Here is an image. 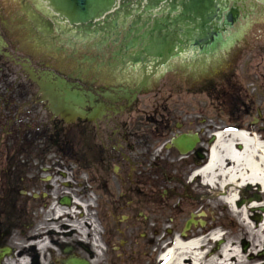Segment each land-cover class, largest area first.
<instances>
[{"label": "flooded vegetation", "instance_id": "af4514ba", "mask_svg": "<svg viewBox=\"0 0 264 264\" xmlns=\"http://www.w3.org/2000/svg\"><path fill=\"white\" fill-rule=\"evenodd\" d=\"M103 42L76 39L44 0H0V264H151L161 226L196 197L190 173L209 139L195 132L192 151L176 149L171 140L192 133L159 92L183 77ZM230 88L238 119L250 97ZM239 198L261 196L246 186Z\"/></svg>", "mask_w": 264, "mask_h": 264}, {"label": "rangeland", "instance_id": "374dc122", "mask_svg": "<svg viewBox=\"0 0 264 264\" xmlns=\"http://www.w3.org/2000/svg\"><path fill=\"white\" fill-rule=\"evenodd\" d=\"M261 4L262 9L264 2ZM261 9L255 10L229 28L223 34L224 38L220 40L219 45L211 46L212 50L208 49L203 56L190 53L187 58L176 59L170 65L173 73H178L183 77V84L177 86L174 82H165L159 92L165 95L172 94L170 106L173 109L175 121L178 123L186 121L180 131L199 133L203 141H207L213 132L226 130L229 125H234L227 120L225 114L228 112L226 104L229 106L231 98L229 94H234L230 84L236 81L241 83V87L254 101L251 107L253 116L257 117L256 110L260 115L259 122L252 124V116L240 112L238 123L244 129L255 131L256 134L261 133L264 138V11ZM204 83L205 85L211 83L217 92L212 89L205 92ZM151 95V92L148 93L144 99L151 100ZM219 99L222 104L219 103ZM224 99H226V104ZM144 108L148 109L149 104H145ZM260 127H262L261 131H259ZM193 184L192 191L196 197L185 199L181 203L176 201L175 204L180 203L183 209L175 212V221H170V225H162L160 231L163 232L155 236V242L158 244L157 248L149 249L151 264L156 262L157 255L173 236L180 235L183 223L190 213L195 214L196 218L212 221L214 229L220 230L224 240L230 241L240 250L247 264H264V249L260 246L254 248L253 233L247 234L249 233L248 227L238 220L228 205L218 197L220 191L203 186L200 178L193 181ZM204 191L207 196L200 198ZM262 202L264 203V195ZM202 211L206 213L205 217L200 215ZM82 219L85 217L80 218ZM253 222L255 219L252 220ZM168 228L169 233L166 230ZM191 228L188 236L205 235V230ZM261 239L264 240V235ZM246 245L247 248H244ZM208 247L214 250L216 243L210 241Z\"/></svg>", "mask_w": 264, "mask_h": 264}, {"label": "bare ground", "instance_id": "6f19581e", "mask_svg": "<svg viewBox=\"0 0 264 264\" xmlns=\"http://www.w3.org/2000/svg\"><path fill=\"white\" fill-rule=\"evenodd\" d=\"M216 140L209 149L205 165L192 172L205 185L222 189L221 199L232 214L249 229L248 235L255 237L254 248L264 249V203L249 201L241 207L235 205L237 190L244 185H260L264 192V139L257 135L240 131H217ZM239 145V149L237 146ZM258 217V220L254 216ZM253 216V217H252ZM255 222L252 223V220ZM210 241H221L214 250L208 247ZM160 259L162 264H247L240 250L230 241H225L223 233L214 229L203 236L174 235L166 245Z\"/></svg>", "mask_w": 264, "mask_h": 264}, {"label": "water", "instance_id": "95a60500", "mask_svg": "<svg viewBox=\"0 0 264 264\" xmlns=\"http://www.w3.org/2000/svg\"><path fill=\"white\" fill-rule=\"evenodd\" d=\"M51 9L60 17L73 25H85L89 30L96 35L98 32L104 33L105 36H119L125 32L129 33L134 21L138 22L144 18L146 27L150 31L139 33V44L146 40V45L142 46L147 55L152 57H159L160 63H164L173 53L176 30L181 32L184 38L185 45L188 42L195 44L206 41L205 36L212 38V34L216 32L213 22L221 19L224 8L227 7L228 0H47ZM142 2H147L148 5L141 7ZM264 2V0H261ZM141 8V9H140ZM124 13H120L121 10ZM237 14L229 11L225 15L226 21L233 22ZM112 17L110 32L104 31L108 25L106 22ZM157 18H161L166 26L172 27L173 35L169 32H161L166 30L158 25ZM120 19V20H119ZM119 20V21H117ZM211 29H214L211 31ZM132 31V30H131ZM211 32V33H210ZM112 33V34H111ZM126 33V34H127ZM152 33L156 36L151 37ZM148 35H150L148 37ZM124 39V38H123ZM113 43V42H110ZM129 49V47H125ZM180 51V49L178 50ZM177 53V52H175ZM197 136L180 135L174 139L173 144L182 152L192 149ZM240 205V203L238 204ZM193 222L192 219L188 220L185 224L182 234Z\"/></svg>", "mask_w": 264, "mask_h": 264}]
</instances>
